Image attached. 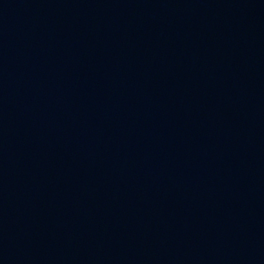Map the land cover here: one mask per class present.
<instances>
[{"label":"water","instance_id":"water-1","mask_svg":"<svg viewBox=\"0 0 264 264\" xmlns=\"http://www.w3.org/2000/svg\"><path fill=\"white\" fill-rule=\"evenodd\" d=\"M0 264H264V0H0Z\"/></svg>","mask_w":264,"mask_h":264}]
</instances>
